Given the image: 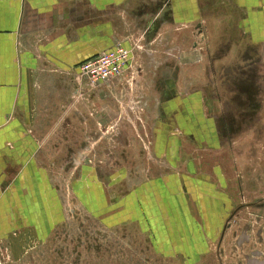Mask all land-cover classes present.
<instances>
[{"label":"rangeland","instance_id":"374dc122","mask_svg":"<svg viewBox=\"0 0 264 264\" xmlns=\"http://www.w3.org/2000/svg\"><path fill=\"white\" fill-rule=\"evenodd\" d=\"M203 1L209 8L180 20L165 0L126 5L116 17L133 60L110 94L93 93L76 71L54 80L66 90L58 112L39 113L58 125L37 129L54 135L44 162L64 219L44 238L21 231L0 239V264H264V31L233 0ZM38 86L46 100L51 80ZM173 146L211 189L198 201L205 247L193 258L160 253L137 221L88 214L71 186L86 164L102 177L125 168L136 181L165 166L160 157ZM216 203L223 216L208 234L203 209Z\"/></svg>","mask_w":264,"mask_h":264},{"label":"crops","instance_id":"0c3cea01","mask_svg":"<svg viewBox=\"0 0 264 264\" xmlns=\"http://www.w3.org/2000/svg\"><path fill=\"white\" fill-rule=\"evenodd\" d=\"M131 1L0 0V239L21 231L44 238L63 221L62 198L44 162L49 153L45 144L54 135H39L37 129L53 128L58 119L39 112H58L57 96L66 90L56 85L57 77L76 71L79 63L99 51L129 43L119 38L122 28L116 16L126 5L131 6ZM170 1L173 18L179 20L209 8L203 0ZM233 1L236 8L251 13L258 31H264V0ZM40 79L52 83L45 89L46 100L39 97L41 87H36ZM180 128L173 127V134ZM165 152L160 158L166 167L160 165L158 171L145 168L144 176L136 181L125 168L102 177L101 167L86 164L80 166L71 186L77 203L88 214L111 215L118 223L137 221L160 253L193 258L205 247L198 201L211 189L180 161L183 152L174 146ZM186 191L197 202L186 200ZM224 202L220 206L228 209L229 201ZM221 207L218 203L214 209L203 206L208 234L223 216Z\"/></svg>","mask_w":264,"mask_h":264},{"label":"built area","instance_id":"2783aa9c","mask_svg":"<svg viewBox=\"0 0 264 264\" xmlns=\"http://www.w3.org/2000/svg\"><path fill=\"white\" fill-rule=\"evenodd\" d=\"M132 60L131 48L117 43L79 63L76 76L85 82L89 90L103 97L106 92L110 94L113 87H118Z\"/></svg>","mask_w":264,"mask_h":264},{"label":"flooded vegetation","instance_id":"af4514ba","mask_svg":"<svg viewBox=\"0 0 264 264\" xmlns=\"http://www.w3.org/2000/svg\"><path fill=\"white\" fill-rule=\"evenodd\" d=\"M169 2V4H170V0H165V6L167 5V3Z\"/></svg>","mask_w":264,"mask_h":264}]
</instances>
